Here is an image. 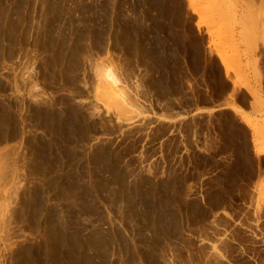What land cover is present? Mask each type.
Here are the masks:
<instances>
[{"label":"rangeland","instance_id":"obj_1","mask_svg":"<svg viewBox=\"0 0 264 264\" xmlns=\"http://www.w3.org/2000/svg\"><path fill=\"white\" fill-rule=\"evenodd\" d=\"M39 1L0 0V264H264V0Z\"/></svg>","mask_w":264,"mask_h":264},{"label":"bare ground","instance_id":"obj_2","mask_svg":"<svg viewBox=\"0 0 264 264\" xmlns=\"http://www.w3.org/2000/svg\"><path fill=\"white\" fill-rule=\"evenodd\" d=\"M87 34H88V33H87ZM100 64H101V63H100ZM99 67H100V66H99ZM97 69H98V68H97ZM100 69H102V68H100ZM98 71H99V70H98ZM99 72H100V71H99ZM108 72H109V71H108ZM109 73H110V72H109ZM109 73H108V74H109ZM100 74H101V73H100ZM108 74H106V75L104 74V75H103V76H104L103 78H107V79H108V78H113V76L111 75V73H110L111 77H110V75H108ZM107 75H108L109 77H108ZM114 80H115V78H114ZM114 80H113V81H114ZM101 81H102V80H100L99 82L101 83ZM111 81H112V80H111ZM97 83H98V82H97ZM112 83L114 84V82H112ZM101 85L103 86L102 83H101ZM99 86H100V85H99ZM112 86H113V85H112ZM113 91H114L115 93H117L119 90H116V89L114 88ZM0 179H1V178H0Z\"/></svg>","mask_w":264,"mask_h":264},{"label":"built area","instance_id":"obj_3","mask_svg":"<svg viewBox=\"0 0 264 264\" xmlns=\"http://www.w3.org/2000/svg\"><path fill=\"white\" fill-rule=\"evenodd\" d=\"M39 2L41 3L40 5H42L43 1H42V0H40Z\"/></svg>","mask_w":264,"mask_h":264}]
</instances>
